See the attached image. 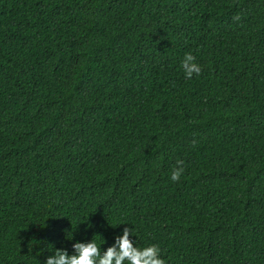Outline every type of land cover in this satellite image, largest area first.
<instances>
[{"label":"trees","instance_id":"16d2710c","mask_svg":"<svg viewBox=\"0 0 264 264\" xmlns=\"http://www.w3.org/2000/svg\"><path fill=\"white\" fill-rule=\"evenodd\" d=\"M125 227L264 264V0H0V264Z\"/></svg>","mask_w":264,"mask_h":264},{"label":"clouds","instance_id":"9594fccd","mask_svg":"<svg viewBox=\"0 0 264 264\" xmlns=\"http://www.w3.org/2000/svg\"><path fill=\"white\" fill-rule=\"evenodd\" d=\"M180 67L187 79H191L194 75L199 76L202 72L201 66L191 52L185 53ZM185 167L183 160H177L170 179L178 182L185 172ZM130 234H133L132 229L125 227L122 236H117L115 243L103 251L94 239L90 242H76L72 245L73 254L70 255L64 249H57L54 255L46 259L45 264H165L158 245L139 248L129 238ZM105 242L103 240V243Z\"/></svg>","mask_w":264,"mask_h":264}]
</instances>
